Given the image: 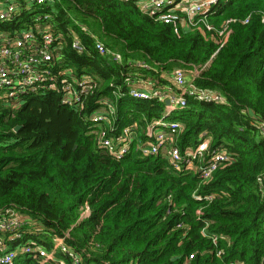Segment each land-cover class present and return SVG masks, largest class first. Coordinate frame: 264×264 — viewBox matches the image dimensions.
Returning a JSON list of instances; mask_svg holds the SVG:
<instances>
[{
	"label": "trees",
	"instance_id": "16d2710c",
	"mask_svg": "<svg viewBox=\"0 0 264 264\" xmlns=\"http://www.w3.org/2000/svg\"><path fill=\"white\" fill-rule=\"evenodd\" d=\"M64 1L98 19L94 36L123 62L99 54L91 35L54 2L60 66L92 76L97 86L81 110L61 104L54 91L20 104L0 98V211L14 207L42 227L18 241L5 238L8 248L26 239L50 248L53 236L68 232L80 264H264V0L220 1L210 19L230 20L231 32L218 50L211 33L178 37L131 0ZM75 35L81 52L71 46ZM137 58L169 73L203 67L192 83L226 97L221 104L187 97L166 117L182 126V153L207 138L210 150L229 156L208 179L196 168H175L163 153L143 155L136 142L121 158L99 147L86 117L104 99L115 107L117 132L130 126L142 141L153 140L144 129L166 104L128 93V59ZM143 72L155 78L152 69ZM159 79L170 83L168 75ZM56 256L72 264L70 255ZM12 264L39 262L22 254Z\"/></svg>",
	"mask_w": 264,
	"mask_h": 264
},
{
	"label": "built area",
	"instance_id": "2783aa9c",
	"mask_svg": "<svg viewBox=\"0 0 264 264\" xmlns=\"http://www.w3.org/2000/svg\"><path fill=\"white\" fill-rule=\"evenodd\" d=\"M56 1L0 0V98L20 104L23 97L54 91L59 94L61 104L81 110L87 96L96 88L97 82L92 76L77 75L71 67L60 66L61 35L52 29L55 11L51 7ZM131 1H134L140 12L155 21L170 25L178 37L187 30L211 33L213 42L218 46L217 50L225 44L231 32L227 24L230 20L216 25L210 19L218 11L221 0ZM79 26L91 35L99 54L110 55L113 61L123 62L121 52L111 51L87 27L81 24ZM71 46L79 52L84 49L77 35L73 37ZM128 63L134 68L124 80L128 93L134 98H157L164 102L168 100L169 104H166L164 113L158 120L145 127L143 133L153 140L144 142L139 138L137 128L128 126L116 131L115 107L108 99H104L102 108L92 111L86 117L99 147L111 156L121 158L129 152L132 143L136 142L143 155L163 153L175 168L179 169L184 164L188 168H196L201 178L208 179L219 165L228 161L229 156L224 151L210 150L207 138L194 149H187L182 153L176 145L182 126L177 120L166 117L174 109L185 107L187 97L218 104L224 103L226 97L220 92L195 86L191 80L188 81L187 73L182 67H174L169 73L161 69L159 63L152 65L142 58L128 59ZM150 69L154 71L155 78L146 76L143 72ZM202 69L203 67L193 68L191 78ZM165 75H169V84L160 82L159 77ZM113 93L120 94L117 91ZM18 213L23 212L14 207L0 211V235H5L3 239L0 237V264H12L22 254L36 259L39 264L49 261L65 264L63 259H57V253L70 255L72 264H80V257L71 252L65 241L69 237L68 232L63 236H53L50 248L28 241L29 239L22 241L20 246L8 248L5 238L18 241L25 234L41 230L30 229V220L17 219ZM88 213V208H85L82 216H87Z\"/></svg>",
	"mask_w": 264,
	"mask_h": 264
},
{
	"label": "rangeland",
	"instance_id": "374dc122",
	"mask_svg": "<svg viewBox=\"0 0 264 264\" xmlns=\"http://www.w3.org/2000/svg\"><path fill=\"white\" fill-rule=\"evenodd\" d=\"M57 2L59 3V6L67 12L70 20H72L73 22H75L77 24H81V25L87 27L89 32L94 33L96 31V29L99 27L100 23H99L98 19L96 17L92 16L91 14L87 13L86 11H84L81 7H78L75 5H70L69 3L65 2L64 0H57ZM49 25H51V24H49ZM45 26L48 27V25H45ZM94 34H96V33H94ZM114 49L122 51L121 46L116 45V47ZM191 77H192V72L189 71L188 75H187L188 81L191 80ZM16 216H17V219L30 220L28 226L32 230L42 229L40 224H38L35 220L31 219L25 213H18V214H16ZM0 237L3 239L5 237V235L2 234V235H0ZM28 241H30V240H28ZM18 246H20V244H18Z\"/></svg>",
	"mask_w": 264,
	"mask_h": 264
},
{
	"label": "water",
	"instance_id": "95a60500",
	"mask_svg": "<svg viewBox=\"0 0 264 264\" xmlns=\"http://www.w3.org/2000/svg\"><path fill=\"white\" fill-rule=\"evenodd\" d=\"M165 104H169V101H168V100H166V101H165Z\"/></svg>",
	"mask_w": 264,
	"mask_h": 264
},
{
	"label": "bare ground",
	"instance_id": "6f19581e",
	"mask_svg": "<svg viewBox=\"0 0 264 264\" xmlns=\"http://www.w3.org/2000/svg\"><path fill=\"white\" fill-rule=\"evenodd\" d=\"M14 247V246H13Z\"/></svg>",
	"mask_w": 264,
	"mask_h": 264
},
{
	"label": "crops",
	"instance_id": "0c3cea01",
	"mask_svg": "<svg viewBox=\"0 0 264 264\" xmlns=\"http://www.w3.org/2000/svg\"><path fill=\"white\" fill-rule=\"evenodd\" d=\"M169 76V75H168Z\"/></svg>",
	"mask_w": 264,
	"mask_h": 264
}]
</instances>
